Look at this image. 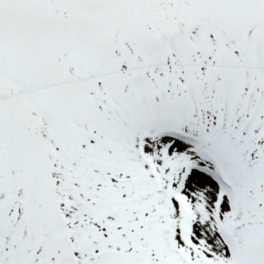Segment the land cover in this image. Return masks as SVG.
<instances>
[{
  "label": "snow or ice",
  "instance_id": "1",
  "mask_svg": "<svg viewBox=\"0 0 264 264\" xmlns=\"http://www.w3.org/2000/svg\"><path fill=\"white\" fill-rule=\"evenodd\" d=\"M0 264H264V0H0Z\"/></svg>",
  "mask_w": 264,
  "mask_h": 264
}]
</instances>
